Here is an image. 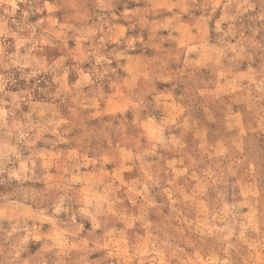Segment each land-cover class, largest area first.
Instances as JSON below:
<instances>
[{"label": "rangeland", "instance_id": "1", "mask_svg": "<svg viewBox=\"0 0 264 264\" xmlns=\"http://www.w3.org/2000/svg\"><path fill=\"white\" fill-rule=\"evenodd\" d=\"M0 264H264V0H0Z\"/></svg>", "mask_w": 264, "mask_h": 264}]
</instances>
